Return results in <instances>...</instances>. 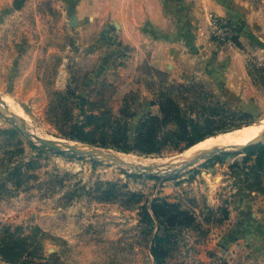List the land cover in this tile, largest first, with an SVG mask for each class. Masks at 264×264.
Segmentation results:
<instances>
[{
  "label": "rangeland",
  "instance_id": "1",
  "mask_svg": "<svg viewBox=\"0 0 264 264\" xmlns=\"http://www.w3.org/2000/svg\"><path fill=\"white\" fill-rule=\"evenodd\" d=\"M21 1L20 10L15 9L13 0L0 1V98L37 135L110 150L124 158L171 160L188 149L180 153L168 148L162 156L146 157L73 141L65 134L69 124L79 119L82 100L88 102L87 110H110L116 117L128 108L129 113L136 114V123L146 115L160 114L155 104L167 91L187 108L190 103L182 99L189 96L173 89L178 86L194 88L199 101L248 114L236 116L247 123L230 116L218 123L223 128L241 124V129L213 137L264 123V90L257 86L264 83V42L246 28L244 21L233 17L224 20L234 26L239 38L235 48L224 47L208 33L200 34L199 19L183 13L177 0H169L170 27L161 31L145 24L136 30L138 45L123 43L121 29L114 25L92 31L93 43L82 45L78 20L76 26L69 25L70 18L76 17L75 6L66 7L63 17L55 8L56 0ZM186 8L189 12L190 7ZM139 49V59L130 54ZM155 52L169 61L164 75L153 70ZM69 109L73 116L67 114ZM32 141L0 113V235L5 229L17 228L26 235L36 228L44 232L41 251L28 264H155L150 250L157 223H144L141 208L154 199L170 202L171 187H181L184 196L188 194V198L174 203L196 214V220L201 217L199 237L207 240L213 217L221 215L220 208H228L222 206L215 213L205 204V193L199 197L195 189L187 188L197 176L199 184L218 183L212 168H240L239 181L243 196L250 202V213L264 211V179L253 170L254 158L245 161L244 152L203 162L159 185L157 179L132 175L100 160L35 149ZM98 183L116 184L124 197L114 203L97 201L92 189ZM235 189L232 194L227 192L226 198L234 196ZM128 193L139 194L142 203L133 204ZM198 201L202 205L199 213L193 210ZM160 234L170 235V254L184 247V239L177 233L162 228ZM186 263L206 264L188 250L180 264Z\"/></svg>",
  "mask_w": 264,
  "mask_h": 264
},
{
  "label": "trees",
  "instance_id": "2",
  "mask_svg": "<svg viewBox=\"0 0 264 264\" xmlns=\"http://www.w3.org/2000/svg\"><path fill=\"white\" fill-rule=\"evenodd\" d=\"M22 4L21 0H15V9L20 10ZM238 28L242 29L240 26ZM237 35L234 40L238 46ZM153 70L158 75H164L160 71ZM173 89L180 90L182 96H189V98L182 99L190 103L187 108L167 91L168 93L159 95L155 104L159 107L160 114L146 115L136 123H133L136 114L129 113L128 108L121 110L119 117H116L110 110L100 113L87 110L85 107L88 102L82 100L81 104H78L80 117L73 124H69L65 136L73 141L101 148H113L118 152L159 157L168 148L179 149L181 153L217 134L226 133L232 129H241V124H234L231 128H223L222 124H218L228 119L229 116L232 119H239L241 123H247L244 118H236V116L249 117L248 114L230 112L219 103L199 101L197 98L200 97L194 88L178 86ZM71 110L67 111L69 116H73ZM30 143L33 148L44 150ZM244 154L247 157L245 161L254 158L253 170L261 174L264 179V144L249 147ZM227 156L230 155L219 156L209 163L220 161L221 158ZM92 193L95 199L102 203H114L124 197L121 189L112 183H98L92 189ZM127 195L133 204L142 203L139 194L128 193ZM141 210L144 223L149 226H155L157 223V233L154 235L151 247V254L156 264H164L171 252L170 235L161 236L162 228L167 229V233L175 234L177 229L198 227L193 212H187L179 204L167 200L154 199L144 203ZM221 215L227 218L228 211L221 209ZM43 236L45 234L39 228L32 229L29 235L18 228L14 231L5 229L0 235V258L8 264H28L41 251V237Z\"/></svg>",
  "mask_w": 264,
  "mask_h": 264
},
{
  "label": "crops",
  "instance_id": "3",
  "mask_svg": "<svg viewBox=\"0 0 264 264\" xmlns=\"http://www.w3.org/2000/svg\"><path fill=\"white\" fill-rule=\"evenodd\" d=\"M32 1L39 2L40 0ZM73 1L74 3H72V0H56L55 8L59 9L64 17V9L75 6L76 18L79 22L77 29L81 34L82 45L93 43L91 32L100 31L108 25L119 26L121 29L120 38L123 43L138 45L136 39L140 38L136 36V30L144 27L145 24L161 31L168 29L171 24L169 0ZM177 5L183 13L184 11L188 15L191 13L199 19L200 34L208 33L210 35V15H214L221 20H228V18L233 17L244 21L246 28L264 42V0H189L188 2L187 0H181L182 9L180 0H177ZM187 6L190 7L189 12ZM141 41L140 44L143 43ZM160 45L165 47L163 43H160ZM140 50L142 49L131 51L130 54L138 56L139 59ZM93 54L92 52L90 55L94 57ZM160 56L161 53H153L152 57L155 58L153 67L155 70L162 72L169 66V61ZM144 60L139 61L137 65L143 63ZM257 86L264 90V83ZM210 172L216 173L214 179L216 181L220 179L218 183L209 181L199 184L196 180L199 178L197 176L191 184L192 186L187 189H195V194L199 197L205 193V204L214 209L215 213L220 207H227L228 217L224 218L219 213L213 217L211 224H214V226L210 230L207 240H202L203 238L199 237L200 232L198 230L202 228L200 225L203 223L201 217L197 220L198 228L177 229L175 233L180 236L179 238L184 239L182 244L186 248L182 246L179 250L170 254L164 264H180L182 256L187 253V250L189 255L199 257L206 264H213V258L223 255L224 250L235 249L243 245H246L250 251L248 264H264V211L256 213V215L250 213V202L247 197L243 196L241 190L240 168H212ZM233 187L236 188L233 190L235 195L226 198V194H232ZM168 195V200L173 203L183 201L184 197L188 198L186 196L188 194L184 196L181 187H171ZM195 205L198 206H195L193 210L199 213L202 205L199 201ZM247 208L248 212L246 213ZM212 254L218 255L211 257ZM151 257L154 260L153 256ZM0 264L8 263L0 259Z\"/></svg>",
  "mask_w": 264,
  "mask_h": 264
},
{
  "label": "bare ground",
  "instance_id": "4",
  "mask_svg": "<svg viewBox=\"0 0 264 264\" xmlns=\"http://www.w3.org/2000/svg\"><path fill=\"white\" fill-rule=\"evenodd\" d=\"M0 109L7 115L12 116L17 119L18 124L22 127H26L30 134H33L37 136L40 139H47L42 136L37 135L34 133L26 124V122L15 112H13L6 104L2 101L0 98ZM20 111V110H19ZM256 127H263V124H257ZM256 127H247L248 129H245L243 131L231 133V134H225V135H219L216 137H210L206 139L205 141L195 145L194 147L188 149L185 153L171 159V160H153V161H145V160H139L137 158H124L118 153L112 152L110 150L105 149H98V151L110 158H114L120 162H122V167L127 169L128 171H142L144 169H152L153 172H158L159 174L164 173V170H168L169 165H177L185 162L189 158H192L193 156H196L198 154H206L216 148H227L231 149L234 146H243L257 137H264V127L262 130H259L261 128ZM260 131L259 133H257ZM257 133V134H256ZM256 134V135H255ZM255 135V136H254ZM254 136V137H253ZM253 137V138H252ZM34 141H36L35 138H32ZM51 140V139H49ZM59 147L62 149H65L66 147H70L71 149L76 150H82V151H91L93 148L90 146H86L83 144H75V143H69V142H62L58 140H53Z\"/></svg>",
  "mask_w": 264,
  "mask_h": 264
},
{
  "label": "water",
  "instance_id": "5",
  "mask_svg": "<svg viewBox=\"0 0 264 264\" xmlns=\"http://www.w3.org/2000/svg\"><path fill=\"white\" fill-rule=\"evenodd\" d=\"M70 27H74L77 25V18L73 16L70 18ZM1 115L14 123L18 130L24 134L26 137L29 139L33 140L32 138H35L36 141H32V143L37 146L41 147L44 149H50L55 152L61 153V154H70L74 157H80V158H86V159H92V160H100L106 163L111 164L112 166H117V167H122V162L110 158L102 153H100L98 150L92 149L91 151H82V150H76V149H71L70 147H66L65 149H62L59 147L53 140L49 139H40L37 136L30 134L29 130L26 127H22L18 124V121L16 118L9 116L5 114L1 109H0ZM36 142V143H35ZM264 144V137H257L253 141L243 145V146H237L233 147L231 149L227 148H216L206 154H198L196 156H193L192 158H189L185 162L177 165H169L168 170H164V173L159 174L158 172H153L152 169H144L142 171H130L129 173L132 175L136 176H144V177H150L157 179L159 181V185H162V183L168 179L177 176L178 174H181L185 172L188 169H191L197 165H200L203 162H209L219 156L223 155H234L240 152H244L247 148L255 146V145H260ZM125 169V168H124ZM127 170V169H126Z\"/></svg>",
  "mask_w": 264,
  "mask_h": 264
},
{
  "label": "built area",
  "instance_id": "6",
  "mask_svg": "<svg viewBox=\"0 0 264 264\" xmlns=\"http://www.w3.org/2000/svg\"><path fill=\"white\" fill-rule=\"evenodd\" d=\"M209 32L211 37L220 45L228 48H235L234 37L236 33L233 25L228 21L221 20L210 15ZM250 251L246 245L235 249L224 250L223 255L213 258V264H248ZM187 264V263H186Z\"/></svg>",
  "mask_w": 264,
  "mask_h": 264
}]
</instances>
